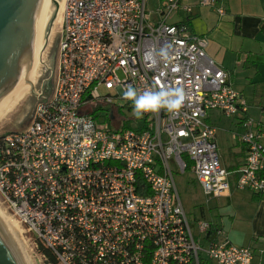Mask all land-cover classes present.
Instances as JSON below:
<instances>
[{"label": "built area", "instance_id": "2783aa9c", "mask_svg": "<svg viewBox=\"0 0 264 264\" xmlns=\"http://www.w3.org/2000/svg\"><path fill=\"white\" fill-rule=\"evenodd\" d=\"M148 3L65 0L53 95L25 129L0 134L4 203L57 264H253L251 248L188 218L174 174L190 171L208 202L230 191L207 123L218 111L241 120L246 160L236 187L264 197V129L245 118L229 74L206 54L207 38L170 22L192 7L157 0L149 12ZM200 5L226 13L217 0ZM129 85L182 88L186 99L176 114L128 119Z\"/></svg>", "mask_w": 264, "mask_h": 264}, {"label": "crops", "instance_id": "0c3cea01", "mask_svg": "<svg viewBox=\"0 0 264 264\" xmlns=\"http://www.w3.org/2000/svg\"><path fill=\"white\" fill-rule=\"evenodd\" d=\"M191 6L190 15L179 12L177 22H185L189 30L206 37L207 56L229 74L230 82L247 104L245 118H254L264 129V0H217L225 15L215 9L203 7L200 0H183ZM223 117L211 111L207 123L216 130V123ZM225 117V116H224ZM234 119V118H232ZM239 133V145L232 157L233 163L225 167L232 173L231 189L222 198L220 220L213 221L228 240L236 246L251 248L253 264H264V197L236 187L237 171L246 160V148L241 143V120L234 119Z\"/></svg>", "mask_w": 264, "mask_h": 264}, {"label": "water", "instance_id": "95a60500", "mask_svg": "<svg viewBox=\"0 0 264 264\" xmlns=\"http://www.w3.org/2000/svg\"><path fill=\"white\" fill-rule=\"evenodd\" d=\"M63 0H0V120L6 94L20 87L11 108L13 126L26 127L38 103L32 99L42 78L54 75ZM45 67H48L47 70ZM0 264H26L11 233L0 219Z\"/></svg>", "mask_w": 264, "mask_h": 264}, {"label": "rangeland", "instance_id": "374dc122", "mask_svg": "<svg viewBox=\"0 0 264 264\" xmlns=\"http://www.w3.org/2000/svg\"><path fill=\"white\" fill-rule=\"evenodd\" d=\"M158 7L157 0H149L148 11L152 12ZM154 20H157V16H153ZM180 18L177 15H174L170 22H177ZM62 37V23H61V32L60 40ZM59 40V43H60ZM58 62H59V45L57 50V55L55 59L54 75H53V85L56 81L58 75ZM122 77V74H120ZM16 89V88H15ZM14 89V90H15ZM13 90V91H14ZM12 93V92H11ZM9 94V93H8ZM247 105V104H246ZM248 109V107H247ZM10 114V115H9ZM4 121L0 123V134L18 132L22 131L26 127L23 126H13V117L12 113H9ZM124 115L130 119L134 118V112L124 110ZM256 123L258 122L254 118H250ZM236 121L232 118L222 117L217 123L216 127L218 135V145H219V156L223 167H229L233 163V155L236 151V148L239 146L236 141V134L239 133L238 126L235 123ZM240 139V138H239ZM237 146V147H236ZM178 192L185 208V211L188 215V218L193 220H207V221H216L220 220L219 209L222 208V200H211L208 202L205 197L200 185L194 178V175L187 171L186 174L182 175L175 171L174 174ZM220 207V208H219ZM219 208V209H218ZM0 215L9 220L11 224H15L17 232L19 233V240L21 239L25 244L27 255L31 261V264H48L44 258V255L39 252L37 249L33 236L26 231V229L18 222L14 214L8 209L7 205L4 203L3 197L0 193ZM193 224V223H192ZM194 232L196 233V227H194Z\"/></svg>", "mask_w": 264, "mask_h": 264}, {"label": "clouds", "instance_id": "9594fccd", "mask_svg": "<svg viewBox=\"0 0 264 264\" xmlns=\"http://www.w3.org/2000/svg\"><path fill=\"white\" fill-rule=\"evenodd\" d=\"M145 60H151L152 64H155L151 53L146 54ZM123 95L132 102L136 119H142L145 113L158 112L161 109L176 114L186 99L182 88L161 87L158 90H145L141 93L129 85Z\"/></svg>", "mask_w": 264, "mask_h": 264}, {"label": "bare ground", "instance_id": "6f19581e", "mask_svg": "<svg viewBox=\"0 0 264 264\" xmlns=\"http://www.w3.org/2000/svg\"><path fill=\"white\" fill-rule=\"evenodd\" d=\"M64 3H65V0H63V7H64ZM63 7H62V11H63ZM19 87H20V82H19V85L16 87V89L14 91H12V93H9V94H6V99H5V105H4V113H3V118L0 120V123L2 121H4L5 117L11 113V108H12V105L15 101V98L17 96V93H18V90H19ZM10 115V114H9ZM1 214V213H0ZM0 219L1 221L3 222V224L5 225V227L7 228V230L11 233L21 255L23 256L26 264H31V261L27 255V252H26V247H25V244L22 243L23 241L20 239H18L19 237V233L17 232V228L15 226V224H11L9 222V220H5V218H3V216L0 215ZM18 235V236H17Z\"/></svg>", "mask_w": 264, "mask_h": 264}, {"label": "flooded vegetation", "instance_id": "af4514ba", "mask_svg": "<svg viewBox=\"0 0 264 264\" xmlns=\"http://www.w3.org/2000/svg\"><path fill=\"white\" fill-rule=\"evenodd\" d=\"M47 70L49 69L48 67H45ZM53 77H44L42 78L39 86L37 89H33L32 91V99H38V100H43L47 98V94L49 90L51 89V82H52Z\"/></svg>", "mask_w": 264, "mask_h": 264}, {"label": "trees", "instance_id": "16d2710c", "mask_svg": "<svg viewBox=\"0 0 264 264\" xmlns=\"http://www.w3.org/2000/svg\"><path fill=\"white\" fill-rule=\"evenodd\" d=\"M39 252L42 253L44 256H46L47 258V263L48 264H57L56 259L53 257V255L51 254V252L45 248H43L42 246L39 247Z\"/></svg>", "mask_w": 264, "mask_h": 264}]
</instances>
